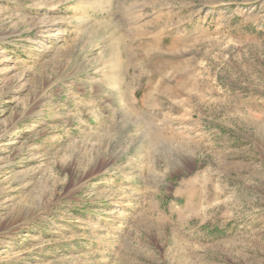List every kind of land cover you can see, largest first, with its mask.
<instances>
[{"label": "rangeland", "instance_id": "374dc122", "mask_svg": "<svg viewBox=\"0 0 264 264\" xmlns=\"http://www.w3.org/2000/svg\"><path fill=\"white\" fill-rule=\"evenodd\" d=\"M0 264H264V0H0Z\"/></svg>", "mask_w": 264, "mask_h": 264}]
</instances>
